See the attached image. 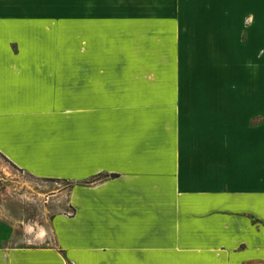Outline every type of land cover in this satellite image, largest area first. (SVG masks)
Wrapping results in <instances>:
<instances>
[{
	"label": "crops",
	"instance_id": "obj_1",
	"mask_svg": "<svg viewBox=\"0 0 264 264\" xmlns=\"http://www.w3.org/2000/svg\"><path fill=\"white\" fill-rule=\"evenodd\" d=\"M138 65L157 105L86 106ZM0 155L70 185L0 264H264V0H0Z\"/></svg>",
	"mask_w": 264,
	"mask_h": 264
},
{
	"label": "rangeland",
	"instance_id": "obj_2",
	"mask_svg": "<svg viewBox=\"0 0 264 264\" xmlns=\"http://www.w3.org/2000/svg\"><path fill=\"white\" fill-rule=\"evenodd\" d=\"M202 38V34H199L197 48L181 51L182 71L184 72L188 69L187 73H183L182 81L186 80L187 77L185 75L189 73L190 66L187 63L189 64L194 59L203 57L204 55V50L201 48L203 43ZM231 40L233 41L234 39ZM123 53L125 51L118 52L113 59L123 58ZM122 54L123 56H121ZM131 58L134 62H140L142 58L141 51L133 52ZM184 65H187L188 68ZM115 69L118 71L121 68ZM141 69L140 65L128 69L135 75V82L131 85L132 91H126L125 83L121 82L120 78L112 80L113 82L110 81V84L103 81L101 98L86 100V106L94 107L96 105V107H99V110H145L144 108L157 105L156 99H150V91L142 90ZM180 85L184 92V82H180ZM233 85L236 106L239 104L236 92L237 84L233 83ZM198 89L200 91L198 95L205 92L203 81L198 84ZM75 104L77 106V100H70L71 107ZM204 104L205 101H202L200 110H205ZM245 105L246 107L252 106V100L250 102L246 98ZM69 187L70 185L67 182L34 178L18 169L0 155V218L21 223V225H29L36 229L34 225L41 221L43 215H51L57 212L54 200L59 198L60 193L63 191L66 193ZM64 197L66 198V195ZM17 230L20 231V229Z\"/></svg>",
	"mask_w": 264,
	"mask_h": 264
}]
</instances>
